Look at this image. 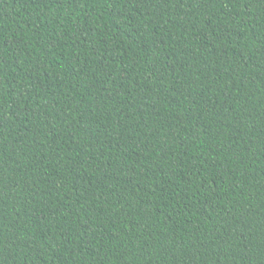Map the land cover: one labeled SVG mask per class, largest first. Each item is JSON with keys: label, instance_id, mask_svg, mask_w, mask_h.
Returning a JSON list of instances; mask_svg holds the SVG:
<instances>
[{"label": "trees", "instance_id": "16d2710c", "mask_svg": "<svg viewBox=\"0 0 264 264\" xmlns=\"http://www.w3.org/2000/svg\"><path fill=\"white\" fill-rule=\"evenodd\" d=\"M0 264H264V0H0Z\"/></svg>", "mask_w": 264, "mask_h": 264}]
</instances>
